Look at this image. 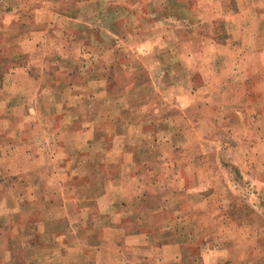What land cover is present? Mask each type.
I'll list each match as a JSON object with an SVG mask.
<instances>
[{"label": "rangeland", "instance_id": "374dc122", "mask_svg": "<svg viewBox=\"0 0 264 264\" xmlns=\"http://www.w3.org/2000/svg\"><path fill=\"white\" fill-rule=\"evenodd\" d=\"M0 264H264V0H0Z\"/></svg>", "mask_w": 264, "mask_h": 264}, {"label": "trees", "instance_id": "16d2710c", "mask_svg": "<svg viewBox=\"0 0 264 264\" xmlns=\"http://www.w3.org/2000/svg\"><path fill=\"white\" fill-rule=\"evenodd\" d=\"M174 1V0H173Z\"/></svg>", "mask_w": 264, "mask_h": 264}]
</instances>
